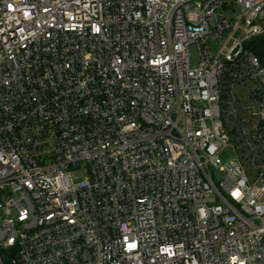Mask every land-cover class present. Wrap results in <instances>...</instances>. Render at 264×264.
I'll return each mask as SVG.
<instances>
[{"label":"built area","instance_id":"1","mask_svg":"<svg viewBox=\"0 0 264 264\" xmlns=\"http://www.w3.org/2000/svg\"><path fill=\"white\" fill-rule=\"evenodd\" d=\"M261 36L264 0H0V264H264Z\"/></svg>","mask_w":264,"mask_h":264},{"label":"rangeland","instance_id":"2","mask_svg":"<svg viewBox=\"0 0 264 264\" xmlns=\"http://www.w3.org/2000/svg\"><path fill=\"white\" fill-rule=\"evenodd\" d=\"M198 61H199V58H198L197 49L194 45H192L190 47V65H191V68H195L198 64ZM233 98H234V101L241 100L244 104H246L247 100H248L247 95L245 93H243L241 95L237 92V90H234V95H233L232 99ZM245 170L247 171L248 174H250V171L248 170V168H246V166H245ZM81 176L84 177L82 174H81Z\"/></svg>","mask_w":264,"mask_h":264},{"label":"trees","instance_id":"3","mask_svg":"<svg viewBox=\"0 0 264 264\" xmlns=\"http://www.w3.org/2000/svg\"><path fill=\"white\" fill-rule=\"evenodd\" d=\"M244 50L256 55L260 59H264V36L246 42L244 44Z\"/></svg>","mask_w":264,"mask_h":264}]
</instances>
